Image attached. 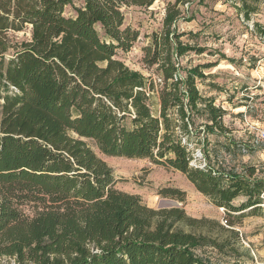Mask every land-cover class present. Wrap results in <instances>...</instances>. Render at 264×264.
Here are the masks:
<instances>
[{
    "label": "trees",
    "instance_id": "obj_1",
    "mask_svg": "<svg viewBox=\"0 0 264 264\" xmlns=\"http://www.w3.org/2000/svg\"><path fill=\"white\" fill-rule=\"evenodd\" d=\"M154 1L82 0L75 7L72 0H0V264H211L198 252L238 243L237 232L218 221L156 210L117 190L112 168L82 139L105 156L181 173L224 211L230 228L244 217L264 219V177L254 167L190 166L194 147L207 149L208 136L227 129L226 111L197 88L203 66L178 73L179 58L205 51L176 31L187 0L167 4L161 29L143 49L157 80L116 59L138 38L123 28V8ZM66 6L74 16H64ZM27 27L29 40L12 41L10 33ZM255 30L264 41V29ZM8 194L31 195L33 215ZM159 195L186 198L176 188Z\"/></svg>",
    "mask_w": 264,
    "mask_h": 264
},
{
    "label": "rangeland",
    "instance_id": "obj_2",
    "mask_svg": "<svg viewBox=\"0 0 264 264\" xmlns=\"http://www.w3.org/2000/svg\"><path fill=\"white\" fill-rule=\"evenodd\" d=\"M72 1L75 7L82 6V0ZM173 2L155 0L148 8H123V28L136 31L138 38L129 51H116V59L129 69L157 80L155 67L150 68L143 62V49L151 34L161 29L166 6ZM179 9L181 15L175 27L183 34L180 41L205 51L200 55L188 52L179 58L178 73L184 77L187 69L203 66L201 70L206 77L196 81L198 90L226 111L222 120L227 133L209 135L207 149L195 146L190 166L210 163L216 169L236 173L250 166L255 168L256 177L263 178L264 142L253 145L252 141L257 130H264V41L255 30L256 24L264 29V0H187ZM74 15L71 6L64 8V16ZM10 38L17 43L27 41L30 28L10 33ZM151 103L153 110H157L156 96ZM198 124H202V118ZM82 140L112 168L117 190L137 195L144 204L157 210L169 209L165 203L176 201L159 195L160 190L179 189L185 192L186 198L183 203L177 201L178 208L188 217L218 221L225 229L237 232L238 243L233 250L226 248L220 253L205 248L198 252L211 264H264V219L244 217L230 228L223 224L224 211L197 192L181 173L146 159L108 157L91 140ZM201 150L207 152L205 158ZM8 195L26 216L33 215L31 195ZM240 201L237 199L234 204ZM185 230L188 229L185 227Z\"/></svg>",
    "mask_w": 264,
    "mask_h": 264
},
{
    "label": "built area",
    "instance_id": "obj_3",
    "mask_svg": "<svg viewBox=\"0 0 264 264\" xmlns=\"http://www.w3.org/2000/svg\"><path fill=\"white\" fill-rule=\"evenodd\" d=\"M264 142V130H257L256 131V138L252 141L253 145H258V143H262ZM191 166L197 168H201L203 167L204 165H199V166H195L193 164H191Z\"/></svg>",
    "mask_w": 264,
    "mask_h": 264
},
{
    "label": "water",
    "instance_id": "obj_4",
    "mask_svg": "<svg viewBox=\"0 0 264 264\" xmlns=\"http://www.w3.org/2000/svg\"><path fill=\"white\" fill-rule=\"evenodd\" d=\"M164 206H166L167 208H178L179 203L177 201H168Z\"/></svg>",
    "mask_w": 264,
    "mask_h": 264
}]
</instances>
